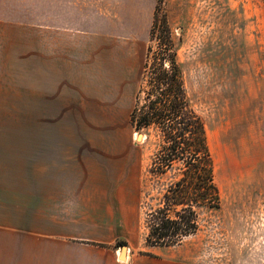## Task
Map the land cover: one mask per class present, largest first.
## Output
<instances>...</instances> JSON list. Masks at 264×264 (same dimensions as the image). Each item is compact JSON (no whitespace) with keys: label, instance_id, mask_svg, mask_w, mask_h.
<instances>
[{"label":"rangeland","instance_id":"obj_1","mask_svg":"<svg viewBox=\"0 0 264 264\" xmlns=\"http://www.w3.org/2000/svg\"><path fill=\"white\" fill-rule=\"evenodd\" d=\"M156 8L205 121L220 195L169 247L144 243L158 188L146 173L152 145L128 122ZM59 137L79 150L47 152ZM33 138L39 166L78 161L93 189L71 213L117 219L116 235L80 242L118 264H264V0H0V168ZM228 148L255 154L237 179L215 172Z\"/></svg>","mask_w":264,"mask_h":264},{"label":"trees","instance_id":"obj_2","mask_svg":"<svg viewBox=\"0 0 264 264\" xmlns=\"http://www.w3.org/2000/svg\"><path fill=\"white\" fill-rule=\"evenodd\" d=\"M148 40L128 122L152 145L146 173L158 188L144 215V243L169 247L198 230L200 215L219 208L220 195L205 121L187 90L172 27L157 8Z\"/></svg>","mask_w":264,"mask_h":264},{"label":"crops","instance_id":"obj_3","mask_svg":"<svg viewBox=\"0 0 264 264\" xmlns=\"http://www.w3.org/2000/svg\"><path fill=\"white\" fill-rule=\"evenodd\" d=\"M59 138L47 152L65 156L79 150ZM33 139L27 148L14 149L13 167L0 168V264H118L111 253L80 242L116 235L117 219L71 213L93 189L78 161L65 167L62 158L45 160L46 166H39Z\"/></svg>","mask_w":264,"mask_h":264},{"label":"bare ground","instance_id":"obj_4","mask_svg":"<svg viewBox=\"0 0 264 264\" xmlns=\"http://www.w3.org/2000/svg\"><path fill=\"white\" fill-rule=\"evenodd\" d=\"M254 155L245 154V152L237 154L235 150L233 151L232 148H228L225 150L223 158H221V164L218 165V162H215V172L220 167L223 173L230 176V179H237L242 173L251 169Z\"/></svg>","mask_w":264,"mask_h":264},{"label":"water","instance_id":"obj_5","mask_svg":"<svg viewBox=\"0 0 264 264\" xmlns=\"http://www.w3.org/2000/svg\"><path fill=\"white\" fill-rule=\"evenodd\" d=\"M141 137H142V133L138 132L136 138L137 139H141ZM125 251H126V246L125 245L121 246V248H120V257H121V255H122V257L124 256Z\"/></svg>","mask_w":264,"mask_h":264}]
</instances>
